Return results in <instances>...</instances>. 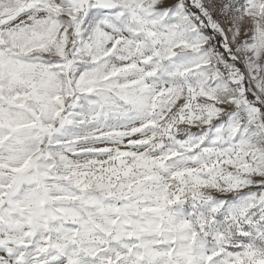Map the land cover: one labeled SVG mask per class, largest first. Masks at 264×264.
Masks as SVG:
<instances>
[{"label":"snow or ice","instance_id":"1","mask_svg":"<svg viewBox=\"0 0 264 264\" xmlns=\"http://www.w3.org/2000/svg\"><path fill=\"white\" fill-rule=\"evenodd\" d=\"M0 264H264V0H0Z\"/></svg>","mask_w":264,"mask_h":264}]
</instances>
